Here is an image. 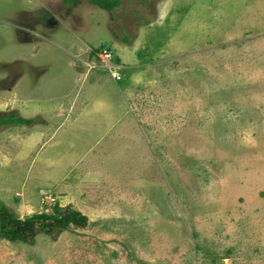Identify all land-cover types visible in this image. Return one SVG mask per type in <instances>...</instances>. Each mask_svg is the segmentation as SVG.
Segmentation results:
<instances>
[{"label":"rangeland","instance_id":"374dc122","mask_svg":"<svg viewBox=\"0 0 264 264\" xmlns=\"http://www.w3.org/2000/svg\"><path fill=\"white\" fill-rule=\"evenodd\" d=\"M121 1L0 0V116L41 120L0 128V199L23 220L88 218L0 239V264H264V0ZM56 23L139 64L116 82L95 59L75 82L44 36ZM46 97L75 109L37 111Z\"/></svg>","mask_w":264,"mask_h":264},{"label":"trees","instance_id":"16d2710c","mask_svg":"<svg viewBox=\"0 0 264 264\" xmlns=\"http://www.w3.org/2000/svg\"><path fill=\"white\" fill-rule=\"evenodd\" d=\"M67 4L75 5L80 0H65ZM88 3L102 10L114 13L121 8V0H87ZM119 82H123L122 80ZM41 120L23 118L20 114L0 116V128L6 126H32ZM72 225L76 227L88 226V218L71 207H55L54 213H40L26 219H20L0 199V239L11 242L32 243L40 233L59 235Z\"/></svg>","mask_w":264,"mask_h":264},{"label":"crops","instance_id":"0c3cea01","mask_svg":"<svg viewBox=\"0 0 264 264\" xmlns=\"http://www.w3.org/2000/svg\"><path fill=\"white\" fill-rule=\"evenodd\" d=\"M78 6H80V5H78ZM78 6H76V8ZM71 9H72V7H70V10ZM49 23H53V22H49ZM63 26L64 25H61V24L58 25L56 23V26H53L52 29L51 28L48 29V33L51 34L52 39L51 38L48 39L47 34L46 33L44 34L45 38H47V40L50 41V46L48 45V47H50V49L60 51L59 57L61 60L66 61L68 68L73 69V71L75 69L78 70V73L75 70L74 74H73V79L75 80V82H79L80 79L82 80V78H83V81H88L91 75L95 74L96 72L98 73V71H99V69L94 70L95 68H91L93 65H96V60H95L96 57L93 53V48L90 47L91 45L88 43V41L84 37H80L82 35L74 33L72 30H69L67 27H65V28H67V30L72 34L69 36H67V35L65 36V34L62 32ZM52 32H54V33H52ZM114 36L117 38V40L123 41V38L118 36L116 33H114ZM39 38H42V37H38V40H40ZM117 40L115 39L114 41H117ZM44 43H47V42H44ZM125 43L128 44L129 42H125ZM125 43H123V44H125ZM44 48H47V47H44ZM84 50H86L85 52H86L87 56L85 59L81 60L82 55H80V54L82 52H84ZM76 53H78V54H76ZM70 57H74L77 61L74 62L73 60L70 59ZM119 63L125 64L121 60H119ZM138 64H139V62L137 61V63H135L132 66L129 64H125V67L127 70L129 69L128 71L130 72V68L133 69V68H135V65H138ZM79 67H81L82 69H80ZM124 73H126V72H124ZM83 76H85V77H83ZM77 77L79 79H75ZM100 79L101 78H98L97 80H95L93 83L90 84V86L93 87V89L95 90L96 94L99 93L98 89H99V85H100ZM124 83H125V81H124ZM60 97H62V96H60ZM56 98L57 97H54V98L46 97L45 99H37V105H38L37 111H39V108L41 109L44 106H47V107L51 106L50 105L51 101L53 104V106L50 108L51 110H53V112H51V113L57 114L60 110H63V109H66V110H69L70 108H72L73 110L75 109V106H72L71 103L69 106L61 107V105L65 104L64 101H62V98H60L59 100H57ZM91 103L97 104L95 107L93 106L94 110H95L93 112L94 114H96V115L100 114L103 117L105 114L108 121L113 119V117H111V115L113 114V111L110 110L111 102H108V100L106 102H102V101H99L98 99H96V100L92 101ZM109 112H111V113L109 114ZM84 113L79 114V118L85 117L89 112H86L85 114ZM94 114H92V115H94ZM121 115L122 116L125 115V112L123 111L121 113ZM122 116H120V118ZM87 117H89V116H87ZM24 118L31 119V117H29V116H27V117L25 116ZM118 118H119V115H118ZM120 118H119V120H120ZM107 125H108V127H111L110 123H108V122H107ZM56 159H61V158L55 157L54 161ZM68 162L69 161H66L64 166H66Z\"/></svg>","mask_w":264,"mask_h":264},{"label":"built area","instance_id":"2783aa9c","mask_svg":"<svg viewBox=\"0 0 264 264\" xmlns=\"http://www.w3.org/2000/svg\"><path fill=\"white\" fill-rule=\"evenodd\" d=\"M93 53L99 61L100 67L109 72L114 80L121 81L123 79V67L117 63L113 52L109 48H101Z\"/></svg>","mask_w":264,"mask_h":264},{"label":"clouds","instance_id":"9594fccd","mask_svg":"<svg viewBox=\"0 0 264 264\" xmlns=\"http://www.w3.org/2000/svg\"><path fill=\"white\" fill-rule=\"evenodd\" d=\"M92 5V4H91ZM96 7V6H95ZM119 9V8H118ZM117 10V9H116ZM115 10V11H116ZM110 13V12H109ZM114 14V13H113ZM104 48H108V47H104ZM110 49V48H109ZM111 50V49H110ZM95 51V49H93V52ZM112 51V50H111ZM96 57V56H95ZM116 58V57H115ZM97 59V58H96ZM117 63L120 65V63H119V61H117ZM123 67V66H122ZM123 70H124V67H123ZM122 75H123V79H122V81L125 79L124 78V73H123V71H122ZM116 81V80H115ZM116 82H119V81H116Z\"/></svg>","mask_w":264,"mask_h":264}]
</instances>
